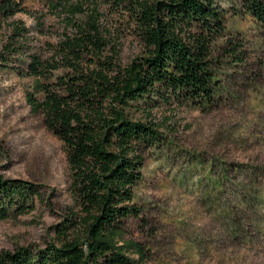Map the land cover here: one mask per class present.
Listing matches in <instances>:
<instances>
[{"label":"rangeland","instance_id":"obj_1","mask_svg":"<svg viewBox=\"0 0 264 264\" xmlns=\"http://www.w3.org/2000/svg\"><path fill=\"white\" fill-rule=\"evenodd\" d=\"M81 1L0 0V177L36 185L41 195L29 213L0 219V253L59 245L54 227L72 214L81 217L63 145L27 97L38 100L28 75L31 56H49L69 32L62 8ZM5 2L18 11L6 16ZM96 2L102 33L121 63L142 56L122 7ZM220 6L226 37L211 44L209 58L215 95L208 103L154 99L134 115L160 134L143 155L142 180L134 188L139 217L126 220L116 240L139 245V254L128 253L135 264H264V35L234 13L238 0ZM16 28L23 29L20 36ZM228 41L237 51H228ZM8 44L16 50L11 55Z\"/></svg>","mask_w":264,"mask_h":264},{"label":"trees","instance_id":"obj_2","mask_svg":"<svg viewBox=\"0 0 264 264\" xmlns=\"http://www.w3.org/2000/svg\"><path fill=\"white\" fill-rule=\"evenodd\" d=\"M112 1L122 7L142 56L123 65L102 33L96 0L84 9L86 0L64 5L69 32L51 45L48 57L31 56L27 66L38 95H28V102L63 145L69 192L81 217L72 214L54 227L59 245L17 247L0 253V264H135L128 253L139 254V245L116 240L125 221L139 217L134 188L142 180L143 155L160 134L134 115L154 99L208 103L218 89L209 58L211 44L226 37L220 4L227 0ZM238 3L234 13L246 15L264 35V0ZM1 10L7 16L18 6L5 2ZM15 30L16 36L23 31ZM227 46L230 52L239 47ZM5 47L16 52L12 44ZM40 198L36 185L0 177V219L29 213Z\"/></svg>","mask_w":264,"mask_h":264}]
</instances>
